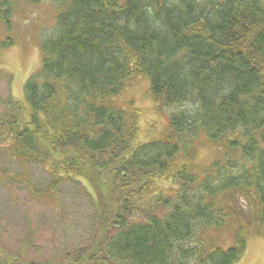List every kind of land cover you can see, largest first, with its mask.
I'll return each mask as SVG.
<instances>
[{
    "label": "trees",
    "instance_id": "trees-1",
    "mask_svg": "<svg viewBox=\"0 0 264 264\" xmlns=\"http://www.w3.org/2000/svg\"><path fill=\"white\" fill-rule=\"evenodd\" d=\"M42 1L0 0L1 30L18 3ZM53 3L54 29L40 43L24 102L2 101L0 157L43 167L42 199L80 180L96 235L67 256L71 264L237 262L244 202L254 196L264 219V0ZM12 45L7 38L0 51ZM141 77L144 107L166 120L143 140L134 102L118 107ZM209 146L218 154L199 168ZM0 264L47 263L3 248Z\"/></svg>",
    "mask_w": 264,
    "mask_h": 264
},
{
    "label": "rangeland",
    "instance_id": "rangeland-1",
    "mask_svg": "<svg viewBox=\"0 0 264 264\" xmlns=\"http://www.w3.org/2000/svg\"><path fill=\"white\" fill-rule=\"evenodd\" d=\"M53 1L56 0L29 6L18 3L9 28L1 30L0 25V42L13 39L12 46L0 51V114L3 113L2 101L9 95L24 102V84L41 67L39 46L55 25L57 11ZM140 79L144 83L127 85L118 99V107L126 110L130 101L134 102L133 106L140 110L139 138L143 140L162 130L166 120L144 107L151 106L147 96L148 80L145 77ZM150 120L160 123L157 129L149 126ZM210 148L201 149L199 159L195 161L199 168L211 163L214 154H218L214 147L212 154ZM3 172L7 177H3ZM48 183L49 176L39 164L22 167L21 163L11 161L10 156L0 157V249L18 253L29 262L71 264L67 256L73 257L94 240V211L88 197L80 193L78 183L72 179L64 181L47 198L37 197L36 190L43 189ZM250 200V205L244 202L240 215L244 217L241 225L247 233L246 248L234 264H264L262 206L254 196ZM241 225L237 223L235 226ZM226 242L223 249L234 243L232 238ZM79 264L90 263L80 261Z\"/></svg>",
    "mask_w": 264,
    "mask_h": 264
}]
</instances>
